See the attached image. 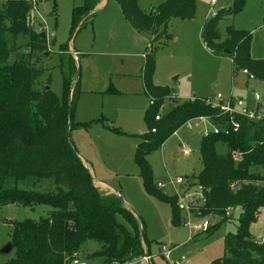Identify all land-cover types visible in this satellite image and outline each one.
<instances>
[{"label":"trees","instance_id":"trees-1","mask_svg":"<svg viewBox=\"0 0 264 264\" xmlns=\"http://www.w3.org/2000/svg\"><path fill=\"white\" fill-rule=\"evenodd\" d=\"M115 1L139 33L146 31L156 37L165 33L171 18L192 19L196 15V0H165L147 12L137 0ZM98 2L86 0L74 7L73 28L92 21L96 12L91 11ZM244 2L235 0L231 8L206 17L201 36L216 53L230 57L234 72L246 70L248 76L264 83V59L250 55L251 34L230 27L223 40L217 28L220 16L236 13ZM30 6L28 0L0 1V206L16 203L49 209L38 220L14 221L10 243L15 256L3 264H66L87 241L101 247L88 258L102 256L104 264L128 263L146 253L144 231L121 197L100 194L71 139L73 128L88 126L92 121H74L79 81L75 78L76 61L68 48L61 46L59 50L62 56L68 54V65L63 69V98L48 85L40 84L45 70L35 60L50 54L53 40L49 44L42 39L38 23L28 20ZM19 39H23L22 46L17 44ZM11 52L16 53L13 62H9ZM154 72L151 47L142 70L144 91L150 100L145 114L147 130L134 155L145 189L169 202L173 225L180 224L178 197L168 196L154 185L147 155L188 120L209 119L221 130L204 136L200 143L202 168L196 177L204 188L205 201L196 208L201 215L218 217L206 233H214L221 223L234 218L233 211L239 210L236 232L227 233L224 255L211 264H264V238L257 241L249 231L264 206V175L260 172L264 168V116L257 120L230 116L207 103L208 98L197 97L176 104L156 120L169 90L153 83ZM99 120L103 121H95ZM234 123H238L236 129ZM217 141L227 144L226 154L216 152Z\"/></svg>","mask_w":264,"mask_h":264},{"label":"rangeland","instance_id":"rangeland-1","mask_svg":"<svg viewBox=\"0 0 264 264\" xmlns=\"http://www.w3.org/2000/svg\"><path fill=\"white\" fill-rule=\"evenodd\" d=\"M85 1L38 0L39 13L53 40L50 54L39 55L35 60L45 70L40 77V84H47L62 99L63 69L68 65V54L62 56L59 50L61 46L68 48V51L70 46L78 50L75 56L73 51L70 52L74 59L78 57L75 78L79 81V93L74 112L76 114L82 106L96 105L95 113L103 117V121L91 123L94 126L100 122L101 127H106V134L98 138L94 136L93 152L103 149L100 154L96 153L99 158L95 155L96 165L100 168L103 181L117 188L124 203L134 211L140 229L143 228L152 264H211L224 255L227 233L236 232L239 210L233 211L234 218L221 223L212 234L195 227L204 220H208L209 225L218 221L217 216L201 215V211L196 208L197 204L202 203V198L196 195V176L202 168L200 143L210 127L209 121L203 118L188 120L160 147L147 155L154 185L163 182L161 191L164 194L179 195L184 199V202L179 201L178 225L171 223V204L145 189L134 155L137 144L142 141V133L147 130L145 114L150 100L143 89L142 70L145 55L151 46L155 58L153 83L169 90L161 105V114L168 113L176 104L193 97H206L218 102V93L222 94L224 100L243 98L249 107H254L253 95L257 92L264 111V83L248 76L242 69L234 72L230 57L216 53L202 40L204 21L207 16L212 17L209 11L212 8L217 12L223 8L229 9L234 6L235 0H217L215 4H211V0H196L195 17L171 18L165 33L159 37L146 31L139 33L130 22L124 20L115 0H108L107 5L93 15L92 21L78 25L73 33V9ZM163 1L137 0V4L147 12ZM230 27L249 32L251 57L264 59V0H245L236 13L218 18L217 28L223 40ZM22 40L19 39L17 44L22 46ZM15 59L16 53L11 52L9 62ZM173 94L176 98H172ZM80 127H84V131L89 129ZM77 128L71 130L74 141ZM185 147L189 149V154H185ZM215 150L224 155L228 152V146L223 141H217ZM260 172L264 175V168ZM178 176L183 177L184 182L172 186L169 177ZM187 204L192 206V212L186 207ZM43 209L49 207L38 205L31 208L16 203L0 206V264L15 256L14 250L2 252L12 240L14 221L25 218L38 220L41 215H46L47 211L43 213ZM249 231L257 241L264 238V206L257 219L250 224ZM86 245L100 247L95 241H87ZM163 245L171 249L169 259L162 255ZM87 261L89 264H104L102 256H92V260L89 258ZM127 264L149 263L137 257Z\"/></svg>","mask_w":264,"mask_h":264},{"label":"built area","instance_id":"built-area-1","mask_svg":"<svg viewBox=\"0 0 264 264\" xmlns=\"http://www.w3.org/2000/svg\"><path fill=\"white\" fill-rule=\"evenodd\" d=\"M30 3V12L28 15V20L32 21V22H37L38 23V30L39 32H45V39L47 40V42L50 44V34H49V30L48 27L46 25V22L42 19L40 13H39V6H38V0H28ZM217 2V0H211V4H215ZM217 15V11H215L213 8L209 11V16H215ZM208 17V16H207ZM38 20V21H36ZM152 47V46H151ZM150 47V49H151ZM73 55H76V52H73ZM244 72H246V70H244ZM247 73V72H246ZM168 96V95H167ZM172 98H176V95L173 94ZM195 98L197 97H193L190 98L188 100L193 101ZM218 102H212L209 98L206 100L207 103H211L213 106L218 107L222 113L233 116V115H241V116H245L248 119H252V120H257L260 119L264 116V111L262 110L263 104L260 101V95L259 93H254L253 95V99L255 101V106L254 107H249L248 104L246 103V101L243 98H229L228 100H224L222 94L218 93L216 96ZM162 105V104H161ZM161 109L162 106H160L159 112L155 115V119L159 120L161 117ZM203 119H206L209 121V119L205 118V117H200ZM210 127H208V129L206 130L205 136L209 135L210 133H218L220 132L221 128L218 127L215 124H212L210 121ZM238 127V123H234V128L236 129ZM152 131H155V128L152 129ZM228 129H225V132H227ZM184 152L185 154H189V149L187 147L184 148ZM235 158H237V155L234 156ZM169 182L172 186H175V184H182L184 182V178L181 176H178L176 178H172L169 177ZM157 186L159 189L164 188V183L163 182H158ZM198 187V193H196V195H199V197L202 198V201H205V196H204V188L202 185H197ZM178 197V203L180 202H184V199L182 197H180L179 195H176ZM193 199H196L195 196H193ZM191 204V203H189ZM189 204L186 205V207L188 208V210L190 212H192V206H189ZM196 228H201L203 230H206L209 227V221L208 220H204L200 226H195ZM161 251H162V255L169 259L170 257V253H171V249L166 247L165 245H163L161 247ZM142 260L147 261L149 264H151L152 261V257L151 255L147 252L144 255H142L140 257ZM68 264H89V262L87 261V259L79 256V255H75L73 256ZM127 264V263H124Z\"/></svg>","mask_w":264,"mask_h":264},{"label":"crops","instance_id":"crops-1","mask_svg":"<svg viewBox=\"0 0 264 264\" xmlns=\"http://www.w3.org/2000/svg\"><path fill=\"white\" fill-rule=\"evenodd\" d=\"M107 2L108 0H99V2L97 3L95 9L91 12H98L100 9L104 8L106 5H107ZM96 10V11H95ZM121 10V8H120ZM123 16V15H122ZM124 18V17H123ZM124 20H126L124 18ZM77 27V26H76ZM75 27V28H76ZM74 34H72V37H73ZM72 51L76 52L78 50H76L73 46H70L69 47V51L68 53H72ZM75 56V55H74ZM75 60H76V66H78L77 62H78V57L76 58L75 57ZM244 72V71H243ZM246 73V72H244ZM247 74V73H246ZM143 80V79H142ZM45 84V83H44ZM47 85V84H45ZM160 86V85H158ZM143 87H144V84H143ZM144 89V88H143ZM145 92V91H144ZM149 98V97H148ZM97 111V108H96V105H91V106H88V107H80L78 109V111L74 112V121L77 122V123H90L91 121L94 122L95 120H98V119H102L103 117H101V115H98L96 114L95 112ZM91 122V123H92ZM90 124H88V126H85V127H88V131H84V127H79L77 128V132H76V139L74 141V139L72 138L71 136V139L73 140V143L78 151V154L79 156L82 158L85 166L87 167V169L89 170V172L91 173L92 177H93V182L94 184L98 187V189L100 190V192L103 194V195H116L118 196V193L120 194V191L117 190V188L115 189L114 187H111L109 186L107 183H105L103 180L104 178H102L100 175V168L98 165H96V161H95V155H97L96 153L100 154V152L103 151V149L99 150L98 152L96 151L93 152V141L96 140L94 138V136L96 138H98L99 136H102L104 134H106V130H105V126L102 125V127L100 126V122H96L94 126H92ZM99 126V127H98ZM108 126V125H107ZM86 129V130H87ZM87 133H89V135H87ZM100 133V134H99ZM71 135V133H70ZM97 157L99 158V156L97 155ZM148 157V156H147ZM85 159V160H84ZM148 160V158H147ZM149 161V160H148ZM150 163V162H149ZM137 165V164H136ZM151 165V164H150ZM138 167V166H137ZM139 170V169H138ZM121 195V194H120ZM122 198V197H121ZM123 200V199H122ZM124 203V201H123ZM124 206L129 209L128 205L124 203ZM130 210V209H129ZM47 211V209H43V213H45ZM132 212V211H131ZM134 212V211H133ZM132 212V213H133ZM134 214V213H133ZM135 215V214H134ZM136 216V215H135ZM171 223L173 224L172 222V219H171ZM143 229V228H142ZM141 229V230H142ZM87 242L84 244V247L82 248V252L80 251L78 254L82 257H84L85 259L89 260V258H87L90 254H93L95 253L96 251L100 250L101 247L99 248H92V247H85L87 246L86 245ZM143 245H144V248H145V252L147 253L148 250L146 249V244L145 242L143 241ZM173 245V244H171ZM173 247V246H172ZM171 247V248H172ZM83 253V254H82ZM149 253V252H148ZM150 254V253H149ZM141 256L138 257V259H141L140 258ZM137 258V257H135ZM100 259V258H99ZM92 260V259H91ZM99 261V260H98ZM99 264V263H97ZM151 264H152V261H151Z\"/></svg>","mask_w":264,"mask_h":264},{"label":"water","instance_id":"water-1","mask_svg":"<svg viewBox=\"0 0 264 264\" xmlns=\"http://www.w3.org/2000/svg\"><path fill=\"white\" fill-rule=\"evenodd\" d=\"M75 30H76V28L74 29V31H73V33L75 32ZM40 36H41V38L42 39H44L45 38V32H40ZM71 116H72V110H71V103H69V118H71ZM89 171V170H88ZM90 173V172H89ZM91 174V173H90ZM92 176V175H91ZM93 178V177H92ZM100 194H101V192H100ZM118 196L119 197H121V195L118 193ZM173 245H171V247H172ZM12 250V245H11V243H9L8 245H6L4 248H3V250H2V252H4V253H8V252H10Z\"/></svg>","mask_w":264,"mask_h":264}]
</instances>
